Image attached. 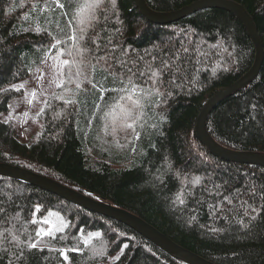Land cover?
<instances>
[{
	"label": "trees",
	"instance_id": "obj_1",
	"mask_svg": "<svg viewBox=\"0 0 264 264\" xmlns=\"http://www.w3.org/2000/svg\"><path fill=\"white\" fill-rule=\"evenodd\" d=\"M146 1L168 13L199 0ZM234 1L264 44V0ZM57 50L65 81L26 140L12 104ZM255 55L244 23L222 8L159 25L135 0H0V164L136 215L212 263L264 264V168L217 157L196 131L205 103ZM207 128L228 149L264 155V63ZM0 264L188 263L123 223L0 176Z\"/></svg>",
	"mask_w": 264,
	"mask_h": 264
},
{
	"label": "water",
	"instance_id": "obj_2",
	"mask_svg": "<svg viewBox=\"0 0 264 264\" xmlns=\"http://www.w3.org/2000/svg\"><path fill=\"white\" fill-rule=\"evenodd\" d=\"M141 14L151 22L159 25H167L203 9L216 7L226 9L234 13L245 25L256 49L255 61L252 68L240 80L226 90H222L210 98L204 105L198 120L196 131L201 143L217 157L236 163L256 165L264 168V155L256 152L235 151L219 144L209 133L207 121L214 108L227 97L246 88L260 74L264 63V44L259 34L257 25L240 3L234 0H199L179 10L159 13L150 8L146 0H135ZM0 176L9 177L40 186L50 192L68 200L69 202L123 223L152 242L160 246L169 254L176 256L188 264H215L205 258L194 254L174 242L158 229L144 221L140 217L106 202L96 201L70 187H67L49 177L40 175L30 170L12 165L0 164Z\"/></svg>",
	"mask_w": 264,
	"mask_h": 264
},
{
	"label": "rangeland",
	"instance_id": "obj_3",
	"mask_svg": "<svg viewBox=\"0 0 264 264\" xmlns=\"http://www.w3.org/2000/svg\"><path fill=\"white\" fill-rule=\"evenodd\" d=\"M65 59L59 50L52 53L37 73H33L23 84V93L12 106L23 115L22 134L34 139L41 131L40 113L48 99L59 94L65 81ZM126 126V125H125Z\"/></svg>",
	"mask_w": 264,
	"mask_h": 264
},
{
	"label": "snow or ice",
	"instance_id": "obj_4",
	"mask_svg": "<svg viewBox=\"0 0 264 264\" xmlns=\"http://www.w3.org/2000/svg\"><path fill=\"white\" fill-rule=\"evenodd\" d=\"M96 2H97V3H100V0H96ZM112 2H113V4H114V3H115V0H112ZM81 23L83 24L84 21L81 20ZM81 33H82V35H81L80 39H86V38L83 36V29H81ZM64 63L67 64L68 61H64ZM129 71H131V69H129ZM140 75H143V73H140ZM152 75L155 76V73H152ZM133 87H134V86H133ZM129 91H131V89H129ZM129 98H131V97H129ZM138 103H139V101L137 100L136 102H134L133 106H131V107L125 109V115H126L129 119H133V120L135 119L133 113H134V111H135V106H136V104H138ZM128 127H132V125H128ZM45 223H49V222H48V221H45ZM40 234H41L40 232L37 233V235H40ZM44 234H45V235H50V232H44ZM93 235L98 237L100 234H99V233H93V234H90L88 239L90 240V239H91V236H93ZM85 243H88V240H85ZM32 246L35 247V244H33ZM73 250H75V249H73ZM65 259H67V256H65Z\"/></svg>",
	"mask_w": 264,
	"mask_h": 264
}]
</instances>
